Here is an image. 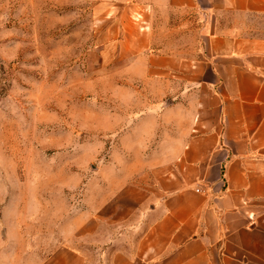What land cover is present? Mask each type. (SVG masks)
<instances>
[{"label":"crops","instance_id":"0c3cea01","mask_svg":"<svg viewBox=\"0 0 264 264\" xmlns=\"http://www.w3.org/2000/svg\"><path fill=\"white\" fill-rule=\"evenodd\" d=\"M166 6L202 13L205 46L160 52L172 103L133 146L154 151L87 179L81 204L2 184L0 264H264V0Z\"/></svg>","mask_w":264,"mask_h":264},{"label":"rangeland","instance_id":"374dc122","mask_svg":"<svg viewBox=\"0 0 264 264\" xmlns=\"http://www.w3.org/2000/svg\"><path fill=\"white\" fill-rule=\"evenodd\" d=\"M187 12L166 0H0V187L48 197L58 185L67 204L77 188L81 204L87 179L154 151L133 146H150L172 103L160 52L196 58L205 46L202 13Z\"/></svg>","mask_w":264,"mask_h":264}]
</instances>
